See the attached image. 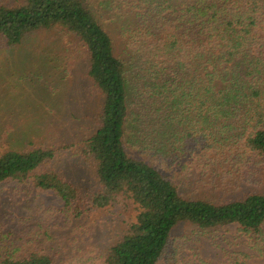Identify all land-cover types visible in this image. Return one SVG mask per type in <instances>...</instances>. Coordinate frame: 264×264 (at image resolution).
Wrapping results in <instances>:
<instances>
[{"label": "trees", "instance_id": "16d2710c", "mask_svg": "<svg viewBox=\"0 0 264 264\" xmlns=\"http://www.w3.org/2000/svg\"><path fill=\"white\" fill-rule=\"evenodd\" d=\"M94 4L98 14L119 25L120 46ZM56 26L65 27L88 54L89 76L103 96L99 125L82 142L83 155L96 164L101 191L74 208L79 190L44 170L54 152L42 149L1 152L0 185L31 182L41 192L56 193L70 224L120 196L134 203L137 215L103 258L92 245L61 249L57 235L38 221H0V264H175V231L183 222L205 233L238 226L262 257L264 193L216 202L185 197L179 184L194 180L204 190L230 194L258 184L264 174V0H22L0 5V40L9 47ZM139 54L150 58L146 88L158 108L159 130L140 148L148 159L131 157L125 142L137 123L126 61ZM239 255L233 264H250L249 253Z\"/></svg>", "mask_w": 264, "mask_h": 264}, {"label": "rangeland", "instance_id": "374dc122", "mask_svg": "<svg viewBox=\"0 0 264 264\" xmlns=\"http://www.w3.org/2000/svg\"><path fill=\"white\" fill-rule=\"evenodd\" d=\"M18 1L22 0H0V5L13 6ZM93 8L96 12L97 5ZM96 14L108 23L116 46H120L119 25L108 16ZM117 53L122 54L120 49ZM141 58L139 54L136 60L127 57L126 61L131 111L137 123L125 142L131 157L148 159L140 148L150 134L159 130L155 114L158 108L146 88L150 58ZM89 66L88 54L63 26L27 34L17 46L9 47L0 40V153L53 151L54 158L47 161L44 170L50 169L79 190L80 199L74 208L84 207L102 188L94 159L82 153V142L98 127L103 105V96L89 76ZM172 174L177 176L176 171ZM181 179L176 181L180 183ZM258 180V184L230 194L204 190L194 180L179 186L185 197L202 196L224 202L248 193H264V174ZM136 215L134 203L120 196L109 207L91 211L70 224L64 202L56 193L41 192L31 182L0 185L2 224L18 219L31 224L38 221L57 235L65 251L92 245L100 257L107 256L110 248L127 234ZM181 224L175 231L179 252L175 264H233L243 252L251 255L250 264H264V255L260 257L250 248L238 226L205 233L187 222Z\"/></svg>", "mask_w": 264, "mask_h": 264}]
</instances>
